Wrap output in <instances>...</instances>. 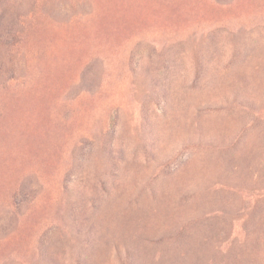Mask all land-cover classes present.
Returning a JSON list of instances; mask_svg holds the SVG:
<instances>
[{
    "label": "rangeland",
    "instance_id": "374dc122",
    "mask_svg": "<svg viewBox=\"0 0 264 264\" xmlns=\"http://www.w3.org/2000/svg\"><path fill=\"white\" fill-rule=\"evenodd\" d=\"M0 264H264V0H0Z\"/></svg>",
    "mask_w": 264,
    "mask_h": 264
}]
</instances>
